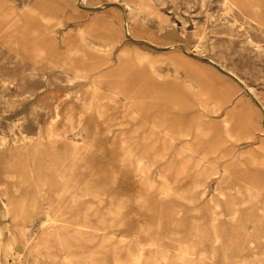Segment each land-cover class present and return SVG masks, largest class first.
I'll use <instances>...</instances> for the list:
<instances>
[{
    "label": "rangeland",
    "instance_id": "obj_1",
    "mask_svg": "<svg viewBox=\"0 0 264 264\" xmlns=\"http://www.w3.org/2000/svg\"><path fill=\"white\" fill-rule=\"evenodd\" d=\"M0 264H264V0H0Z\"/></svg>",
    "mask_w": 264,
    "mask_h": 264
},
{
    "label": "bare ground",
    "instance_id": "obj_2",
    "mask_svg": "<svg viewBox=\"0 0 264 264\" xmlns=\"http://www.w3.org/2000/svg\"><path fill=\"white\" fill-rule=\"evenodd\" d=\"M125 6H126V5H125ZM122 24H123V23H122ZM124 27H125V26H124ZM125 29H126V27H125ZM248 229H249V228H248ZM1 249H2V248H1ZM6 256H7V255L4 253V258H6Z\"/></svg>",
    "mask_w": 264,
    "mask_h": 264
}]
</instances>
